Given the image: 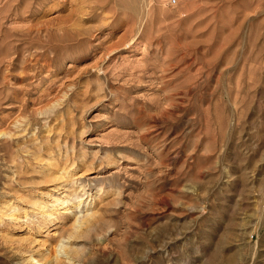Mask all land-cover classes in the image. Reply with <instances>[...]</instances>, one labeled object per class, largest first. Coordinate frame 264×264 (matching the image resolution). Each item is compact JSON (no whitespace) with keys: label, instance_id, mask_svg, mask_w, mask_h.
Segmentation results:
<instances>
[{"label":"rangeland","instance_id":"rangeland-1","mask_svg":"<svg viewBox=\"0 0 264 264\" xmlns=\"http://www.w3.org/2000/svg\"><path fill=\"white\" fill-rule=\"evenodd\" d=\"M0 264H264V0H0Z\"/></svg>","mask_w":264,"mask_h":264},{"label":"bare ground","instance_id":"bare-ground-1","mask_svg":"<svg viewBox=\"0 0 264 264\" xmlns=\"http://www.w3.org/2000/svg\"><path fill=\"white\" fill-rule=\"evenodd\" d=\"M56 161V160H55ZM74 163V162H73ZM53 165V164H52ZM62 168V167H61ZM64 171V170H63ZM59 172V171H58ZM65 172V171H64ZM53 173V172H52ZM61 173V172H60ZM67 174V173H66ZM48 175V174H47ZM51 175V174H50ZM50 175H49V179L51 178L50 177ZM52 177H53V175H51ZM54 179H56V176H55V178ZM52 180V179H51ZM67 187H65V189H66ZM69 189V188H68ZM67 191V190H66ZM75 192V191H74ZM72 193V192H71ZM72 197V195H70V196H68V198H71ZM57 200V199H56ZM60 200V199H59ZM70 200V199H69ZM72 200V199H71ZM58 203V202H57ZM65 204H66V200L65 201H61V202H59L58 203V206L59 205H62V207L60 206V207H58L57 209H56V211L58 210H60V209H64V207H65ZM64 205V206H63ZM69 209V208H68ZM67 211V210H66ZM65 212V211H64ZM68 212V211H67ZM53 215V214H52ZM13 216V217H12ZM11 217L12 218H15V216L14 215H12ZM76 218V217H75ZM77 220H78V218H77ZM88 220H89V218H88ZM77 222H79V221H77ZM82 222V221H81ZM22 227V226H21ZM28 226H25V227H22V233L21 234H26L28 231ZM18 236V235H17ZM67 253V252H66ZM71 259V258H70Z\"/></svg>","mask_w":264,"mask_h":264},{"label":"built area","instance_id":"built-area-1","mask_svg":"<svg viewBox=\"0 0 264 264\" xmlns=\"http://www.w3.org/2000/svg\"><path fill=\"white\" fill-rule=\"evenodd\" d=\"M175 2V1H174Z\"/></svg>","mask_w":264,"mask_h":264}]
</instances>
